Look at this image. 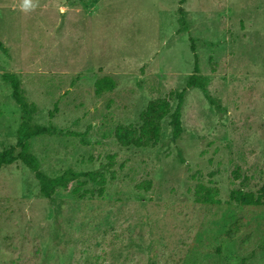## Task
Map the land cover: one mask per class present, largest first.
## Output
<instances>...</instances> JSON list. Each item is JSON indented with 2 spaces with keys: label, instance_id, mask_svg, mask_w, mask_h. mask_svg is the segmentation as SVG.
Segmentation results:
<instances>
[{
  "label": "rangeland",
  "instance_id": "1",
  "mask_svg": "<svg viewBox=\"0 0 264 264\" xmlns=\"http://www.w3.org/2000/svg\"><path fill=\"white\" fill-rule=\"evenodd\" d=\"M33 3L0 0V153L22 120L14 75L34 124L56 129L30 141L41 171L99 170L106 187L80 179L47 200L21 161L2 168L0 264H264V205L231 199L264 190V0ZM192 76L220 112L188 89L178 139L168 117L157 145L118 143L119 127L138 128ZM104 77L116 88L97 95Z\"/></svg>",
  "mask_w": 264,
  "mask_h": 264
},
{
  "label": "trees",
  "instance_id": "2",
  "mask_svg": "<svg viewBox=\"0 0 264 264\" xmlns=\"http://www.w3.org/2000/svg\"><path fill=\"white\" fill-rule=\"evenodd\" d=\"M180 15L181 23L184 27L182 32H184L187 31V23L184 19L182 11L180 12ZM191 50L195 53V45L193 42L191 43ZM195 71L196 73L199 71L197 64L195 66ZM5 81L11 86L12 97L21 109L22 120L17 130L16 145L0 153V170L6 166L13 165L17 161H21L25 167L34 173V176L39 183L40 194L47 200H53L57 190L67 189L71 183L79 181L80 179L86 180L83 183L91 182L96 184L99 187V196H103L106 187V178L102 171L96 170L92 172L77 173L72 169H69L55 178L49 177L41 171L38 160L29 150L30 141L33 138L43 136L51 131H56V129L53 125L45 129L42 126L34 124L33 117L37 113L38 109L35 104L28 101L21 82L14 75L5 76ZM115 88L116 82L110 77H104L95 83L97 95L111 92L115 90ZM194 88L200 89L203 92L205 99L218 112L221 111L217 101L208 95L206 86L201 81L195 79V76H192L187 82L186 89L183 91L178 94L173 92L167 98L150 102L140 116V125L138 128H135L132 125L119 127L116 132V139L118 143L126 148H148L150 146L157 145L161 139V123L168 117L171 118L170 124L173 128V137L178 139L183 133L181 119L186 91ZM174 96H176L178 104L172 112L171 102ZM49 117L51 119L54 118L53 111L49 113ZM16 150H19L18 154H15ZM86 193L87 192H83V194H81L80 189H75L73 191V194L79 197L85 196ZM231 199L243 207L259 208L264 205V190H261L258 194L245 193L239 190L231 194ZM198 202L210 205L219 204V201H215L209 197L198 199Z\"/></svg>",
  "mask_w": 264,
  "mask_h": 264
},
{
  "label": "clouds",
  "instance_id": "3",
  "mask_svg": "<svg viewBox=\"0 0 264 264\" xmlns=\"http://www.w3.org/2000/svg\"><path fill=\"white\" fill-rule=\"evenodd\" d=\"M35 7L33 0H22L21 10L28 12Z\"/></svg>",
  "mask_w": 264,
  "mask_h": 264
}]
</instances>
